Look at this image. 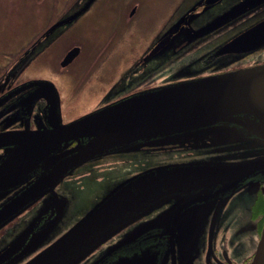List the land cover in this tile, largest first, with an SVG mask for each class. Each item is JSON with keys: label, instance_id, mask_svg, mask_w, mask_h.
Wrapping results in <instances>:
<instances>
[{"label": "water", "instance_id": "1", "mask_svg": "<svg viewBox=\"0 0 264 264\" xmlns=\"http://www.w3.org/2000/svg\"><path fill=\"white\" fill-rule=\"evenodd\" d=\"M91 1L60 22L71 21ZM263 2L237 0L199 27L188 24L184 45ZM167 41L168 35L152 51ZM263 45L264 16L220 43L216 52L244 55ZM77 52L78 47H72L61 65ZM40 98L45 100L44 124L36 122L30 129L31 111ZM10 111L15 116L0 129V229L43 195L51 194L53 200L39 207L30 223L0 250V258L6 253L13 256L27 243H44L52 235L68 207L56 186L87 161L144 149H203L208 153L249 149L159 163L124 177L22 264H78L169 199L201 194V200L211 202L227 198L250 180L264 179V62L140 89L66 122L54 83L29 79L0 94V120ZM16 121H22L24 127L6 128ZM29 172L35 180L22 184ZM153 227L146 222L125 233L89 264H163L173 249L175 234L156 232ZM30 251L26 249L8 264ZM248 264H264V224Z\"/></svg>", "mask_w": 264, "mask_h": 264}, {"label": "flooded vegetation", "instance_id": "2", "mask_svg": "<svg viewBox=\"0 0 264 264\" xmlns=\"http://www.w3.org/2000/svg\"><path fill=\"white\" fill-rule=\"evenodd\" d=\"M86 1L82 0L75 7L74 3L73 6L69 5L71 3L70 0L69 7L66 4L65 7L56 10L50 16L49 22L39 30L32 40L19 44L17 48L4 50L6 53H16L8 68L15 62L23 61L25 67L37 68L39 73L35 76H28L5 85L1 89L0 94L29 79H48L54 83L58 90L62 116L61 106L63 98L66 97L72 100L78 97V95L80 97L85 90H89L90 94H92L91 90L98 89L99 93L96 94V105L78 114L81 115L140 89L183 78L201 76L264 62V54L256 53L259 49H264V45L244 55H237L231 52L218 54L216 52L220 43L232 38L237 32L264 16L262 15L248 22L218 44L199 53L192 61L178 66L170 76L168 68L170 58L192 42L184 45L187 35L185 27L188 24L194 28L203 25L237 0L233 2L231 0H192L170 22L169 12L163 11L160 16L158 15L154 18V22L161 25L166 24V26L161 27L157 30L158 32L156 31L149 37L145 45L139 41L137 43L133 35L135 31L132 29V20L136 12V3H130L127 9L124 8V5L130 0H92L88 7L71 19V21L60 22L66 16L80 9ZM261 5L264 6V2L259 6ZM88 11L86 19L78 23L81 16ZM108 13H111V16L108 18L110 22L108 23V28H106L105 20ZM195 23L198 24L192 25ZM171 25H175L171 29L172 31L165 34ZM89 30H91L90 35L85 33ZM92 34L96 37H92ZM166 35H168V41L160 45L155 51H152L155 45ZM75 46L78 47L77 54L68 63L61 65L64 55ZM84 52H86L87 58L83 67L74 73L69 72V65L80 53ZM246 56L250 57L243 59ZM27 57L29 58L24 61ZM220 63L221 67H218L217 65ZM6 68L0 73L1 76L6 73ZM45 70L48 72H44ZM61 76L65 77L70 85L65 94H63V91L55 80V78H62ZM115 83L116 86L113 87ZM87 92H85V95ZM92 95L94 96V94ZM44 105L45 100L43 98L38 99L34 103L28 123L30 129L36 127V122L40 125L44 124ZM15 113L14 111L6 113L0 122L5 123V126L8 120L15 116ZM73 118H70V120ZM62 121L64 120L62 119ZM9 127L22 128L24 124L22 121H16L6 128ZM159 150L144 149L131 152L153 154L180 151L186 153L184 150L190 149L172 148L164 151ZM198 150L201 153L199 156H204L200 158L207 159L218 154H235L249 149H231L218 153H208L203 151V149H196V151ZM193 153L188 152L186 155H193ZM186 157L187 159H199V157L194 158L189 155ZM169 161L174 160L168 159L166 162ZM47 164H50V161ZM151 165L157 164L143 165L142 168ZM136 171H132L130 174ZM130 174L128 173L127 175ZM35 178L36 176L29 172V176L22 184L31 182ZM12 193L13 191L7 195ZM201 196V194H194L180 200L172 198L154 207L147 214L111 237L113 239H108L97 247L88 255L90 258L83 262V264H89L107 246L121 238L125 233L136 230L146 222L153 224V231H167L175 234L173 249L167 252V259H165L163 264H248L253 257L255 246L264 224V179L250 180V182L238 188L225 199H214L211 202H206L200 199ZM52 200L51 194H45L20 213L19 216L28 210L34 209L33 215L26 223L28 225L39 211V207L43 203H50ZM63 221H65L63 218L58 221L51 234H54L56 229L58 231V227H60ZM36 230L37 227L33 229V232ZM40 241L27 243L28 245L26 244L23 250H18L13 256L10 253H6L0 258V264L11 263L19 258L26 249L28 251L31 250L22 256L20 261L15 263L22 264L50 243L40 244ZM6 244L1 246L0 250ZM92 253H95V255L91 256ZM2 259L5 261L1 262Z\"/></svg>", "mask_w": 264, "mask_h": 264}, {"label": "rangeland", "instance_id": "3", "mask_svg": "<svg viewBox=\"0 0 264 264\" xmlns=\"http://www.w3.org/2000/svg\"><path fill=\"white\" fill-rule=\"evenodd\" d=\"M190 1L192 0H130L126 3L124 5L125 9H127L130 3H136V12L132 20V29L135 31L133 35L136 38V42L138 43L139 41L145 45L146 40L149 37H151L161 27L166 26V24L161 25L155 23L154 18L156 16H160L163 11L166 13L169 12L170 22L181 10H183L185 6L190 3ZM231 1L233 2L235 0ZM81 2L82 0H71V3L70 0H0V73L7 67L5 69L6 73L2 76L0 75V91L5 87V85L11 82H16L28 76H35L39 73L37 68L25 67L23 61L15 62L10 68H8L9 63L16 56V53H6L4 50L8 48H17L19 44H22L23 42L27 43L32 40L39 30L47 22H49L50 16L54 14L56 10L65 7V5H68L69 3V5L72 6L75 4L74 6L76 7ZM88 13L89 11L85 12L81 16L78 23L83 22ZM262 15H264V6H257L220 26L216 30L193 40L185 48L170 58L168 65L170 76L174 73L178 66L192 61V59L199 53H202L206 49L218 44L236 30L246 25L248 22ZM110 16L111 13H108L107 19L105 20L106 28H108V23L110 22V19L108 18H110ZM196 24L198 23L192 25L195 26ZM90 32L91 30L86 31L85 33L90 35ZM92 37L96 36L92 34ZM256 53L264 54V49L261 48ZM249 57L250 56H246L243 59ZM28 58L29 57H27L24 61ZM86 58V52L80 53L79 56H77L76 59H74L69 65V72L74 73L78 69L82 68L86 62ZM217 66L221 67V63ZM44 72L47 73L48 71L45 70ZM55 80L63 91V94H65L67 88L70 86L69 82L65 77L55 78ZM115 86L116 83L113 87ZM87 91L85 90L80 97L78 95L79 98L76 97L72 100H69L66 97L63 98L61 109L62 119L64 121H68L70 118H73L81 112H85L96 105V94L99 93L98 89L91 90L94 96L90 94L89 90ZM85 92H87L86 95ZM4 124L5 123L0 122V129L3 128ZM184 151H186V153L194 152L193 155L188 154L194 158L204 157L199 156L201 155L199 150L196 151L190 149ZM186 153L180 151L159 152L153 154L122 152L108 154L101 158L83 163V165L75 169L74 172L65 176L56 187L57 192L65 197L68 202V207L65 209L62 217L65 221H63L60 227H58V231L56 229L57 232L55 231L54 234L50 235V237L43 244L53 241L58 234L64 232L84 213L88 207H90V205L93 204L94 201L102 195L108 187L128 176V173L130 174L132 171L140 170L143 165L165 163L168 159L174 161L186 160V156H188ZM33 211L34 209L26 211L24 214H21L10 222V224L7 226L5 225L0 229V247L10 242L14 236L27 226L26 223L33 215ZM111 239L113 238H110V240ZM94 255L95 253L91 254V256ZM88 258H90V256L84 258L78 264H83V262L88 260ZM20 260L21 258L13 264Z\"/></svg>", "mask_w": 264, "mask_h": 264}]
</instances>
